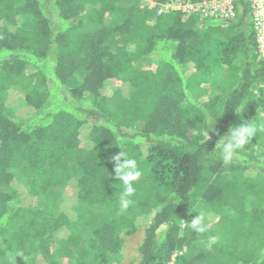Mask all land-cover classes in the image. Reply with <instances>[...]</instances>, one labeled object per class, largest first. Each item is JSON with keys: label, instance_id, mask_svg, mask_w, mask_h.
<instances>
[{"label": "trees", "instance_id": "16d2710c", "mask_svg": "<svg viewBox=\"0 0 264 264\" xmlns=\"http://www.w3.org/2000/svg\"><path fill=\"white\" fill-rule=\"evenodd\" d=\"M166 1L0 0V264H121L139 229L128 264H264V131L229 165L215 148L264 125L249 2ZM119 151L141 172L124 212Z\"/></svg>", "mask_w": 264, "mask_h": 264}, {"label": "clouds", "instance_id": "9594fccd", "mask_svg": "<svg viewBox=\"0 0 264 264\" xmlns=\"http://www.w3.org/2000/svg\"><path fill=\"white\" fill-rule=\"evenodd\" d=\"M236 114H241L245 111L244 106H240L233 110ZM214 118L209 122V126L206 133V140L208 139V132L214 123ZM264 131V125H258L253 122H249L248 119H241V122L232 125L228 128L227 132L221 135L216 141L215 148H218L219 158L225 165L232 163L246 145H249L253 137L259 132ZM115 162L114 174L117 180H120L123 184V189L120 193V210L126 211L133 203L131 197L135 192L133 181H135L141 172L134 159L127 158L125 154L119 151V154L112 157ZM205 217L200 214H196L190 221V229L192 231L203 232L206 231ZM216 238L212 237L211 242H215Z\"/></svg>", "mask_w": 264, "mask_h": 264}, {"label": "built area", "instance_id": "2783aa9c", "mask_svg": "<svg viewBox=\"0 0 264 264\" xmlns=\"http://www.w3.org/2000/svg\"><path fill=\"white\" fill-rule=\"evenodd\" d=\"M147 5H154L155 0H143ZM251 9V22L254 28L255 42L260 55H264V0H248ZM165 11H180L182 13H191L201 11L205 16L219 15L230 19L234 16V9L231 0H199L195 3H189L186 0H167L159 5L157 14ZM264 87V84L262 85ZM181 253L172 256L167 264H174L175 257Z\"/></svg>", "mask_w": 264, "mask_h": 264}, {"label": "rangeland", "instance_id": "374dc122", "mask_svg": "<svg viewBox=\"0 0 264 264\" xmlns=\"http://www.w3.org/2000/svg\"><path fill=\"white\" fill-rule=\"evenodd\" d=\"M229 1V0H226ZM247 1V0H246ZM189 3H192L191 1H189ZM195 3V2H193ZM155 57L151 56V57H147L145 58V60H147L148 62L154 63L155 62ZM187 76L190 74V72L186 73ZM217 79H213V81H216ZM204 100V99H202ZM247 175L251 176L253 175L252 172H247ZM78 229V228H76ZM143 229H139L137 232H135V234L130 235L128 237L125 238L124 243H123V249L121 251V264H128L130 262L136 261L138 254H137V247L141 244L142 240H143ZM71 254L74 252H70ZM30 264H33L32 262ZM36 264V263H34Z\"/></svg>", "mask_w": 264, "mask_h": 264}]
</instances>
